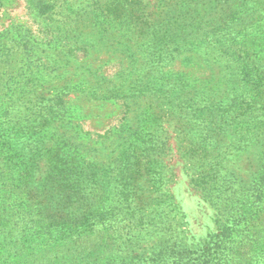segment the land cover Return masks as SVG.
Masks as SVG:
<instances>
[{"label": "rangeland", "instance_id": "obj_1", "mask_svg": "<svg viewBox=\"0 0 264 264\" xmlns=\"http://www.w3.org/2000/svg\"><path fill=\"white\" fill-rule=\"evenodd\" d=\"M37 1L0 44L64 107L0 172V264H264V0Z\"/></svg>", "mask_w": 264, "mask_h": 264}, {"label": "trees", "instance_id": "obj_2", "mask_svg": "<svg viewBox=\"0 0 264 264\" xmlns=\"http://www.w3.org/2000/svg\"><path fill=\"white\" fill-rule=\"evenodd\" d=\"M37 7L42 12L56 6L53 0H38ZM7 46L8 44L6 46L0 44V172H6L8 178H14L23 154L37 148L31 147L33 142H38L37 139L39 143H43L41 139L44 136L41 133L45 125L54 121L52 117L57 113L56 108L59 106L63 108L64 101L58 92L52 99L47 100L54 101L53 105L43 104L41 101L45 98L42 99L36 94L28 96L39 80L34 75L22 78L14 71L12 66H20L18 60L22 54L13 58L17 53L10 52ZM11 59L14 60V64L10 62ZM40 79L45 81L43 78ZM59 144L60 142L57 146ZM38 160L36 158L35 163ZM2 167L6 171H3Z\"/></svg>", "mask_w": 264, "mask_h": 264}]
</instances>
